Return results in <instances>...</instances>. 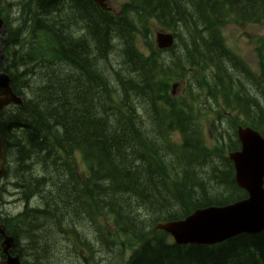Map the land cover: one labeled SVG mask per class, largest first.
I'll return each mask as SVG.
<instances>
[{
    "label": "trees",
    "instance_id": "1",
    "mask_svg": "<svg viewBox=\"0 0 264 264\" xmlns=\"http://www.w3.org/2000/svg\"><path fill=\"white\" fill-rule=\"evenodd\" d=\"M16 1L0 0V16L24 103L0 115V196L23 208L0 222L23 264H46L60 246L53 233L77 256L66 264H101L100 242L120 245L121 256L131 250L121 264H264V231L180 245L156 229L248 195L227 153L240 148V125L264 136V38L256 71L222 30L264 26V0H126L120 14L94 0ZM156 28L179 33L169 62ZM188 79L173 95L172 82Z\"/></svg>",
    "mask_w": 264,
    "mask_h": 264
},
{
    "label": "water",
    "instance_id": "2",
    "mask_svg": "<svg viewBox=\"0 0 264 264\" xmlns=\"http://www.w3.org/2000/svg\"><path fill=\"white\" fill-rule=\"evenodd\" d=\"M107 8L105 0H96ZM5 29L0 18V32ZM160 47L173 44L171 34H158ZM4 67L0 70V112L9 104H22L23 98L11 86L7 73V60L1 53ZM241 149L230 153L236 171V181L248 197L224 206L196 209L186 219L160 223L158 228L173 234L177 243L213 245L242 233L257 234L264 231V137L252 127H239ZM3 144L0 135V177L4 172ZM13 237L4 242L7 255L14 247ZM6 264H21L20 255L9 256Z\"/></svg>",
    "mask_w": 264,
    "mask_h": 264
},
{
    "label": "rangeland",
    "instance_id": "3",
    "mask_svg": "<svg viewBox=\"0 0 264 264\" xmlns=\"http://www.w3.org/2000/svg\"><path fill=\"white\" fill-rule=\"evenodd\" d=\"M10 1L12 2L13 0H10ZM124 1H126V0H109V5L112 6L113 9H115L118 12L121 8L122 3H124ZM16 2H18V0ZM19 3H20V5L22 4V5L27 7L29 2L23 1V3H22V1H21ZM18 17H19V12L17 9H15V7L13 5L12 9H11L10 19H11L12 24L14 26H16V22L18 21L17 20ZM178 35H179V33H178ZM224 36H225V39H226V42H227V45L229 46V48L231 50H233L236 54H238L239 56L244 58L253 69L258 71L257 49H258L259 44H260L258 42V40L260 38H264V27L261 25H258V24L257 25H253V24L238 25V24H234V23H228L226 25V28L224 29ZM177 46H178V48L176 50H178L182 46V41H179V44L177 43ZM141 47L143 50H146V48L142 44H141ZM165 56H166V58H165L166 61L169 62L170 61L169 52H166ZM116 61H117V59L115 61H113L114 64H116ZM182 81H183V82H181L182 84L177 85V88H176V92L178 94H181L183 91H185V89L190 84V83H188V82H190L189 79H188V81L187 80L186 81L182 80ZM174 82H172V84L170 85L171 87L173 86ZM171 87H170V89H172ZM76 160H77V164L79 166L78 167L79 170L85 171L86 165L84 164L80 154H76ZM4 183H6L5 179L3 180L2 184H0V186H2ZM10 189L11 188L9 187V191H10ZM9 196L10 195L7 193L5 196V199L7 200ZM6 200L1 201V203H0V216L3 219L6 218L7 215L12 216L15 212H19L23 208L21 202L18 201L17 199H15L14 197L10 198V200H8L7 202H6ZM51 200H56V199L54 197H51ZM78 217H79V219L83 218L81 215H78ZM12 225L13 224L10 225V228ZM49 227H51V226H49ZM112 231H115V229L113 228ZM53 234H54L53 244L57 243V244H60V246H58V245L53 246L55 253L54 252L49 253L50 259L45 263L46 264H66V263H68L67 261H69V260L71 261V263H73L75 260H77V256L72 252V245L69 243L65 244V239L62 236V234H60V235L58 234L59 236H56V237H55V233H53ZM52 239H53V237H52ZM23 242H24V240L22 241V243ZM99 244L100 245L97 249L98 255H96V257H97V261L99 263L101 262V264H115V261L121 264L123 262V260L125 258L127 260L129 258V255L131 254V250L126 249V254L121 256L120 245L119 246L118 245H112L109 248L108 245H105L104 247H102L101 242ZM26 252L32 253V252H28V251H26ZM0 253H1V248H0Z\"/></svg>",
    "mask_w": 264,
    "mask_h": 264
},
{
    "label": "bare ground",
    "instance_id": "4",
    "mask_svg": "<svg viewBox=\"0 0 264 264\" xmlns=\"http://www.w3.org/2000/svg\"><path fill=\"white\" fill-rule=\"evenodd\" d=\"M12 105H15L14 103H12ZM1 135V134H0ZM1 138H2V136H1ZM2 144H3V146H4V143H3V139H2ZM5 165H6V163H5ZM6 169H7V166L5 167V170H4V172H3V174H2V176L0 177V184H2V182H3V180H4V178H5V174H6ZM8 194H10V192L8 193ZM1 195V194H0ZM10 198H11V196H9ZM8 197V199L6 200V202L8 201V200H10V198ZM240 201V200H239ZM237 202V201H236ZM218 206V205H217ZM189 216V215H188ZM187 216V217H188ZM186 217V218H187ZM186 218H183V219H186ZM183 219H180V220H183ZM169 222H172V221H169ZM160 223H166V222H160ZM160 223H158V224H160ZM158 224L156 225V229L157 230H160L157 226H158ZM166 233H168L169 235H170V237H171V239L176 243V244H180V245H186V244H182V243H177L176 242V240H175V237L173 236V234L172 233H170V232H168V231H165ZM0 237L2 238L1 239V244H0V248H1V252L5 255V260H6V257H7V253H6V251H5V247L3 246V243L5 242V240L8 238V237H13V239H14V242H15V245H14V247H12L10 250H9V252H11V251H14L15 250V247H16V239H15V237L13 236V235H10L8 232H7V228H6V225H5V223H3V222H1L0 223ZM4 260V261H5Z\"/></svg>",
    "mask_w": 264,
    "mask_h": 264
},
{
    "label": "flooded vegetation",
    "instance_id": "5",
    "mask_svg": "<svg viewBox=\"0 0 264 264\" xmlns=\"http://www.w3.org/2000/svg\"><path fill=\"white\" fill-rule=\"evenodd\" d=\"M4 260H5V255L1 252L0 253V263H2Z\"/></svg>",
    "mask_w": 264,
    "mask_h": 264
}]
</instances>
